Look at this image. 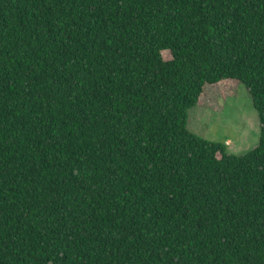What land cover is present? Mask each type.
I'll list each match as a JSON object with an SVG mask.
<instances>
[{
  "label": "trees",
  "instance_id": "1",
  "mask_svg": "<svg viewBox=\"0 0 264 264\" xmlns=\"http://www.w3.org/2000/svg\"><path fill=\"white\" fill-rule=\"evenodd\" d=\"M226 80L241 156L188 128ZM0 264H264V0H0Z\"/></svg>",
  "mask_w": 264,
  "mask_h": 264
},
{
  "label": "rangeland",
  "instance_id": "2",
  "mask_svg": "<svg viewBox=\"0 0 264 264\" xmlns=\"http://www.w3.org/2000/svg\"><path fill=\"white\" fill-rule=\"evenodd\" d=\"M164 57L170 53L164 51ZM188 128L209 141L225 144V152L241 156L258 146L260 123L251 96L234 80L208 86L188 111Z\"/></svg>",
  "mask_w": 264,
  "mask_h": 264
}]
</instances>
